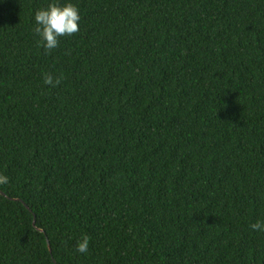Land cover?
Segmentation results:
<instances>
[{
    "label": "trees",
    "instance_id": "obj_1",
    "mask_svg": "<svg viewBox=\"0 0 264 264\" xmlns=\"http://www.w3.org/2000/svg\"><path fill=\"white\" fill-rule=\"evenodd\" d=\"M49 2L0 0V264H264V0H72L45 53Z\"/></svg>",
    "mask_w": 264,
    "mask_h": 264
},
{
    "label": "clouds",
    "instance_id": "obj_2",
    "mask_svg": "<svg viewBox=\"0 0 264 264\" xmlns=\"http://www.w3.org/2000/svg\"><path fill=\"white\" fill-rule=\"evenodd\" d=\"M81 13L72 0H50L46 7L33 14L34 32L38 36L37 45L49 53L60 46L62 38L71 37L80 30ZM45 84L55 86L51 75L44 77ZM59 80L55 81L58 84ZM8 176L0 174V185L8 183ZM254 232H264V221L257 220L250 225ZM90 238L81 237L76 244V252L86 254L89 251Z\"/></svg>",
    "mask_w": 264,
    "mask_h": 264
},
{
    "label": "water",
    "instance_id": "obj_3",
    "mask_svg": "<svg viewBox=\"0 0 264 264\" xmlns=\"http://www.w3.org/2000/svg\"><path fill=\"white\" fill-rule=\"evenodd\" d=\"M33 225L35 226V219L33 221ZM39 231L43 232L42 230H39ZM48 246H49V250L51 251L49 243H48Z\"/></svg>",
    "mask_w": 264,
    "mask_h": 264
}]
</instances>
